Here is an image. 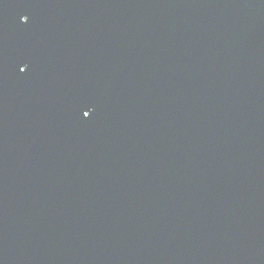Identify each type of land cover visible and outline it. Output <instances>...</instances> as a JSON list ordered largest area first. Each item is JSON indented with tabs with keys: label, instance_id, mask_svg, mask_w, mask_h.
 I'll return each mask as SVG.
<instances>
[{
	"label": "water",
	"instance_id": "obj_1",
	"mask_svg": "<svg viewBox=\"0 0 264 264\" xmlns=\"http://www.w3.org/2000/svg\"><path fill=\"white\" fill-rule=\"evenodd\" d=\"M0 264H264V0H0Z\"/></svg>",
	"mask_w": 264,
	"mask_h": 264
},
{
	"label": "snow or ice",
	"instance_id": "obj_2",
	"mask_svg": "<svg viewBox=\"0 0 264 264\" xmlns=\"http://www.w3.org/2000/svg\"><path fill=\"white\" fill-rule=\"evenodd\" d=\"M23 17L26 18L23 22H24V23H27V22H28V17H27V16H23ZM21 71H25V69H21ZM83 114L89 116V115H90V112H89V111H85Z\"/></svg>",
	"mask_w": 264,
	"mask_h": 264
}]
</instances>
